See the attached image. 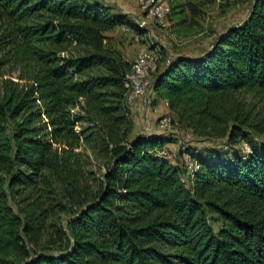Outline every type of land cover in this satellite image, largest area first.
Here are the masks:
<instances>
[{"label":"trees","instance_id":"1","mask_svg":"<svg viewBox=\"0 0 264 264\" xmlns=\"http://www.w3.org/2000/svg\"><path fill=\"white\" fill-rule=\"evenodd\" d=\"M118 26L144 33L102 0H0V264H264V0L153 74L191 173L132 135Z\"/></svg>","mask_w":264,"mask_h":264},{"label":"rangeland","instance_id":"2","mask_svg":"<svg viewBox=\"0 0 264 264\" xmlns=\"http://www.w3.org/2000/svg\"><path fill=\"white\" fill-rule=\"evenodd\" d=\"M103 1L114 5L121 12H127L132 19L144 17L138 0ZM252 2L253 0H214L203 3L198 0H173L165 26L150 23L146 32L138 34V39H135L136 33L132 29L118 26L108 33L107 45L118 50L129 62L136 58L141 49L157 47L161 54L155 70L157 71L163 68L168 59L177 55L202 54L224 28L240 24L247 17ZM247 98L250 100V95ZM129 108L134 120L132 135L143 132L164 134L169 141L163 146L161 153L182 167L186 164L190 173L194 163L187 156L181 155L180 148L183 144L198 142L193 132L180 126L168 106L162 100L156 99L152 93L146 98L140 97L129 103ZM164 117L170 120L168 129L159 126L160 119ZM234 147L235 150H240L246 145L240 140ZM186 183L189 185L187 178ZM213 223L217 228L218 223Z\"/></svg>","mask_w":264,"mask_h":264},{"label":"built area","instance_id":"3","mask_svg":"<svg viewBox=\"0 0 264 264\" xmlns=\"http://www.w3.org/2000/svg\"><path fill=\"white\" fill-rule=\"evenodd\" d=\"M172 1L173 0H138L144 13L143 18L135 19L138 27L146 32L150 23L165 26L167 18L171 13L170 4ZM134 37L138 39L139 35L135 34ZM159 59H161L160 51L157 47H153L151 49H141L136 58L131 61L123 81L128 103L133 102L137 98H146L148 96L152 87L151 74L156 70ZM165 104L167 105L166 102ZM159 123V126L164 129L170 127V120L168 118L164 117L160 119ZM186 156L189 158L188 155Z\"/></svg>","mask_w":264,"mask_h":264},{"label":"crops","instance_id":"4","mask_svg":"<svg viewBox=\"0 0 264 264\" xmlns=\"http://www.w3.org/2000/svg\"><path fill=\"white\" fill-rule=\"evenodd\" d=\"M103 1V0H102ZM104 2V1H103ZM105 4H107V5H110V6H112V7H114V5H111V4H109L108 2H104ZM117 10V9H116ZM123 13H126L127 14V12H123ZM110 32V31H109ZM109 32H107V34L109 33ZM163 101V100H162ZM164 103H165V101H163Z\"/></svg>","mask_w":264,"mask_h":264}]
</instances>
